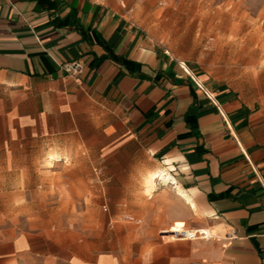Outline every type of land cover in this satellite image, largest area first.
Masks as SVG:
<instances>
[{
    "label": "crops",
    "instance_id": "crops-1",
    "mask_svg": "<svg viewBox=\"0 0 264 264\" xmlns=\"http://www.w3.org/2000/svg\"><path fill=\"white\" fill-rule=\"evenodd\" d=\"M136 4L0 0V188L36 168L19 159L33 145H80L97 154L82 168L96 170L110 216L144 220L116 224L127 236L81 254L46 230L0 224V264H264L258 84L234 85L175 56L136 22ZM72 60L80 73L63 69ZM177 225L207 235L128 241Z\"/></svg>",
    "mask_w": 264,
    "mask_h": 264
},
{
    "label": "rangeland",
    "instance_id": "rangeland-1",
    "mask_svg": "<svg viewBox=\"0 0 264 264\" xmlns=\"http://www.w3.org/2000/svg\"><path fill=\"white\" fill-rule=\"evenodd\" d=\"M135 1L131 13L156 42L187 63L197 62L209 76L245 87L255 81L253 91L264 99V0ZM96 157L80 145H33L20 152V161L36 162V168L17 170L0 188V224L46 230L80 254L89 246L104 251L109 240L127 236L115 232L116 224L140 227L141 217L110 216L96 170L82 168ZM169 234L133 233L128 241L152 235L167 240Z\"/></svg>",
    "mask_w": 264,
    "mask_h": 264
},
{
    "label": "built area",
    "instance_id": "built-area-1",
    "mask_svg": "<svg viewBox=\"0 0 264 264\" xmlns=\"http://www.w3.org/2000/svg\"><path fill=\"white\" fill-rule=\"evenodd\" d=\"M63 69L68 72V73H72V74H78L81 72L83 64L80 60H72V61H68L62 64ZM181 68L184 70V72L186 74H188L190 76V78L193 80V82L200 88L203 90L204 94L206 95L207 98H209L210 100H213L214 95L212 94V92L210 90H208L205 86H203V84L201 83V81L193 74V72L184 64L181 63ZM206 232H204L203 230H189V232H182L179 235H177L176 237H183V238H189V239H193L196 238L198 236H206ZM231 236H234L233 234Z\"/></svg>",
    "mask_w": 264,
    "mask_h": 264
},
{
    "label": "bare ground",
    "instance_id": "bare-ground-1",
    "mask_svg": "<svg viewBox=\"0 0 264 264\" xmlns=\"http://www.w3.org/2000/svg\"><path fill=\"white\" fill-rule=\"evenodd\" d=\"M149 186H151V185H149ZM147 189H148V191H150V187H148ZM189 230H191V229H189V228H176V229H171V230H167V231L171 233L169 235L171 238H176V236L179 235L180 233L189 232Z\"/></svg>",
    "mask_w": 264,
    "mask_h": 264
},
{
    "label": "snow or ice",
    "instance_id": "snow-or-ice-1",
    "mask_svg": "<svg viewBox=\"0 0 264 264\" xmlns=\"http://www.w3.org/2000/svg\"><path fill=\"white\" fill-rule=\"evenodd\" d=\"M177 227L179 228V227H181V225H177Z\"/></svg>",
    "mask_w": 264,
    "mask_h": 264
}]
</instances>
